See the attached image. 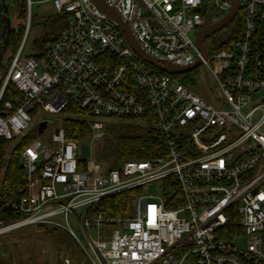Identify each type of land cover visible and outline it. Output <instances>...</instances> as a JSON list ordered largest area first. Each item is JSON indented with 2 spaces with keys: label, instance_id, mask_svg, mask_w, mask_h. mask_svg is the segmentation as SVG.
<instances>
[{
  "label": "built area",
  "instance_id": "2783aa9c",
  "mask_svg": "<svg viewBox=\"0 0 264 264\" xmlns=\"http://www.w3.org/2000/svg\"><path fill=\"white\" fill-rule=\"evenodd\" d=\"M50 1L69 14L67 27L38 57L20 46L0 90V141L37 136L20 152L24 183L13 197L0 191V236L56 228L91 264H264V0H239L236 39L206 58L192 33L231 0H104L144 52L180 66L199 60L213 89L145 62L90 0ZM9 84L17 94L2 102ZM69 103L84 112L87 141L67 140L59 124L39 134ZM111 121L147 123L163 153L107 170L96 150ZM153 184L158 195L148 194ZM130 190L140 193L129 216L92 210Z\"/></svg>",
  "mask_w": 264,
  "mask_h": 264
},
{
  "label": "trees",
  "instance_id": "16d2710c",
  "mask_svg": "<svg viewBox=\"0 0 264 264\" xmlns=\"http://www.w3.org/2000/svg\"><path fill=\"white\" fill-rule=\"evenodd\" d=\"M27 0H21L18 2V9L16 18L19 22L25 20L27 17ZM69 20V14L60 13L47 17L41 23L44 28H52L55 32L54 37L47 41L55 40L60 32L67 27ZM237 30L233 36L227 38V41L235 40L238 29L240 28L241 17L236 16ZM33 22V16H31V25ZM18 29H12L9 36V50H11V57L8 59V66L21 46L24 26L19 24ZM226 40L222 41L220 47L226 46L228 43ZM30 56V55H28ZM38 57L39 55H35ZM7 66V67H8ZM185 77H178L181 80ZM3 77L0 79V90L2 87ZM190 83V81H185ZM13 87L9 85L2 97V102L10 100L12 95L9 93ZM84 112L77 108L72 103H69L67 107L62 111L61 115L65 118L62 121V126L65 130V137L67 140H73L76 142H85L90 133L89 124L84 118H79ZM108 135L104 141L99 145L96 150V161L106 167L107 170L117 168L122 162L128 160H143L151 157L158 156L163 153L164 141L163 137L156 129L147 125L131 124V123H116L108 126ZM37 138L36 135L24 139L21 144L12 152L7 163L5 159V151L3 145L10 144V142L0 141V191L9 194L13 197L17 188L24 183V170L20 162V152L24 145ZM1 160H3L1 162ZM140 190H130L118 195H114L103 199L97 205L93 206L92 210L95 212H101L105 217L114 219L118 217L129 216L131 212L132 202L135 195L139 194ZM47 235L54 240V237L60 233L67 237V241L72 242V248L70 254L72 255L71 261L73 264H91L88 262L83 263V255L76 251V247L73 238L64 231L49 226L40 225ZM70 249H66L69 251ZM0 264H4L3 259L0 257Z\"/></svg>",
  "mask_w": 264,
  "mask_h": 264
},
{
  "label": "rangeland",
  "instance_id": "374dc122",
  "mask_svg": "<svg viewBox=\"0 0 264 264\" xmlns=\"http://www.w3.org/2000/svg\"><path fill=\"white\" fill-rule=\"evenodd\" d=\"M21 0H0V7L2 12L4 11V7H8V19L10 22L11 30H17L18 25L21 24L24 26V33L21 46H23V55H40L43 44L46 40L54 37L55 32L52 28H44L41 24L44 20H42L43 16H48L51 13V2L49 0H30L31 5L28 4L27 0V17L25 20L19 22L16 18V13L18 9V2ZM6 12V11H4ZM240 16V14H238ZM237 15V16H238ZM31 16H33V22L31 25ZM42 17V18H41ZM236 19V18H235ZM233 20L226 28L214 34L215 36L209 40H206L205 46L208 51H212L215 48H218L222 41H224L225 37L228 35L233 36L234 32L237 30L236 20ZM1 28V25H0ZM197 32L192 33V35H196ZM1 38V32H0ZM2 58L0 60V79L1 75H4L8 64V59L11 57V50L8 48L6 50H2ZM4 68V69H2ZM197 77L201 80L206 81V85L209 86L210 89H213L210 82H207V73L204 65L198 66L196 69L182 73L177 75V77ZM3 77V76H2ZM3 83V82H2ZM193 82H191L192 85ZM13 87V89L9 92L11 95L17 94L15 87L12 84H9ZM192 88V86H190ZM194 87V84H193ZM199 85H197V88ZM201 87H199L200 89ZM64 115H53L48 119V124L51 126L61 125ZM79 118H86L83 114ZM57 119V120H56ZM116 123H124L122 121H111L108 123L116 124ZM127 123V122H125ZM131 124H139V125H148L147 123L139 122H128ZM107 126V133L109 132ZM53 131V127L50 129ZM47 140V138H45ZM18 147L13 143L8 145H3V149L5 151V163H7L8 159L12 152ZM3 160H1L2 162ZM148 194L158 195L157 185L153 184L147 187ZM76 247V251H79L84 257L82 262H88L85 258V255L81 249V247L73 240ZM72 242L67 241V237L60 233L54 237L52 240L47 233L41 227H28L21 230H16L0 236V257L3 259L4 264H22L24 262H40L43 264H64V259L69 258L71 260L72 255L70 254L72 248ZM66 249H70L66 251Z\"/></svg>",
  "mask_w": 264,
  "mask_h": 264
},
{
  "label": "water",
  "instance_id": "95a60500",
  "mask_svg": "<svg viewBox=\"0 0 264 264\" xmlns=\"http://www.w3.org/2000/svg\"><path fill=\"white\" fill-rule=\"evenodd\" d=\"M90 2L103 12L117 27L125 34L129 44L133 50L141 57L145 62L154 66L162 72H165L170 75H179L191 70L196 69L200 65V61L197 60L193 64L180 66L173 64L170 61H160L157 58H154L144 52L139 46L138 42L132 35L130 27L123 22L120 15L117 13L114 7L107 4L104 0H90ZM214 6L211 7V11ZM239 12V0H231V8L229 11L220 19L207 23L201 29L198 30L195 37V42L200 50L202 57L206 58V46L205 41L210 38L212 35L226 28L237 16ZM4 26L6 23L3 21ZM10 28V26L8 27ZM48 121H43L39 125L38 132L41 134L43 130L47 127ZM80 154L82 157L89 156V147L87 144H83L80 149Z\"/></svg>",
  "mask_w": 264,
  "mask_h": 264
},
{
  "label": "flooded vegetation",
  "instance_id": "af4514ba",
  "mask_svg": "<svg viewBox=\"0 0 264 264\" xmlns=\"http://www.w3.org/2000/svg\"><path fill=\"white\" fill-rule=\"evenodd\" d=\"M4 9L6 10V6L4 7ZM3 21L5 22L4 19V15L2 14V9L0 7V32H1V38H0V60H1V56H2V50H6L7 48L9 49V36H10V32H11V28H4V24ZM215 35H212L210 38H208L207 40L213 38ZM206 42V41H205Z\"/></svg>",
  "mask_w": 264,
  "mask_h": 264
},
{
  "label": "crops",
  "instance_id": "0c3cea01",
  "mask_svg": "<svg viewBox=\"0 0 264 264\" xmlns=\"http://www.w3.org/2000/svg\"><path fill=\"white\" fill-rule=\"evenodd\" d=\"M50 1V0H49ZM51 2V1H50ZM4 11H6V12H4ZM4 11L2 12V14L4 15V19H5V23H6V25L4 26V28H8L9 26H10V22H9V19H8V11H9V9H8V7H6V10L4 9ZM55 14H57L55 11H54V9H53V6H52V4H51V13L50 14H48V16H43V18H42V20H44L45 18H47V17H50V16H53V15H55ZM10 28H11V26H10ZM8 68V67H7ZM7 68L5 67V70L7 71ZM2 69H4V68H2ZM3 73V72H2ZM1 72H0V74H2ZM6 73V72H5ZM2 76H5V74L4 75H1V77Z\"/></svg>",
  "mask_w": 264,
  "mask_h": 264
}]
</instances>
